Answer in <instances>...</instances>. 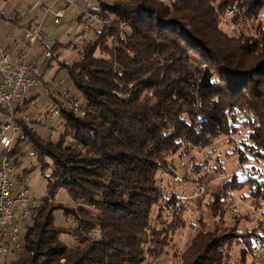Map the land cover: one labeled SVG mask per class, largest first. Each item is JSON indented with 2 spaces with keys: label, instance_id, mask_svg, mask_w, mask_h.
<instances>
[{
  "label": "trees",
  "instance_id": "16d2710c",
  "mask_svg": "<svg viewBox=\"0 0 264 264\" xmlns=\"http://www.w3.org/2000/svg\"><path fill=\"white\" fill-rule=\"evenodd\" d=\"M101 5L99 16L109 23L94 25L97 37L80 46L81 60L63 61L83 113L55 100L56 141L19 121L23 137H16L13 152L31 143L47 186L31 208L22 251L9 264H154L188 224L194 237L180 264H264L252 258L264 240L261 223L245 233L220 232L203 219L193 224L187 212L198 211L203 200L193 205L177 190L179 184L202 188L197 177L207 161L192 151L234 136L243 144L242 152L235 149L242 170L208 191L205 205L216 210L229 188L254 204L264 200V0ZM226 20L242 30L229 34ZM58 46H47L50 59ZM183 153L187 159L180 162ZM33 169H16V179L26 182ZM62 190L66 204L56 199ZM57 211L65 226L55 224ZM234 246L238 258L231 255Z\"/></svg>",
  "mask_w": 264,
  "mask_h": 264
},
{
  "label": "rangeland",
  "instance_id": "374dc122",
  "mask_svg": "<svg viewBox=\"0 0 264 264\" xmlns=\"http://www.w3.org/2000/svg\"><path fill=\"white\" fill-rule=\"evenodd\" d=\"M49 6V5H48ZM57 9H62L64 14L60 24H55V11ZM8 15L7 13H5ZM81 11L74 9L73 6H67L66 4L60 5L54 10L47 9L44 10L42 16L40 17V22L43 26V39H48L53 42V44H58L56 51H54V58L50 59L46 57L47 46L40 45V42H37L36 46L33 49L34 51V60L40 64L41 74L43 77V82L45 86L52 87V95L49 94H38L35 96L34 100L26 105L25 114L30 116L31 120L29 123L30 128L38 132L39 136L46 140L56 141L59 138L61 129L59 126L58 119H52V111L58 106L55 104V100L58 99L62 103L66 102L65 95H69L70 98H80L79 92L75 88L73 81L69 77L63 61H66L69 64L75 63L81 60V55L79 53L80 46H85L86 43L94 41L97 37L96 30L94 25H91L90 31H83V25L79 18L81 17L84 20ZM35 16V13L25 15L20 23H13L7 18L0 16V38L2 41H6L8 47L14 45L15 39H18V35L21 32L23 24L26 21ZM264 20V18H262ZM83 22V21H82ZM22 26V27H21ZM98 27V26H97ZM223 30H226L229 34L236 33L238 30H242L241 26L234 25L230 21H225L223 24ZM246 30V28L244 27ZM8 38V39H7ZM42 38V37H41ZM39 43V44H38ZM79 47L75 49L74 47ZM51 47V46H49ZM13 48V47H11ZM100 54V53H98ZM58 55V56H57ZM62 85V86H60ZM33 95V93H30ZM35 95V94H34ZM84 107V105L82 104ZM20 115L22 112L19 113ZM4 113L0 111V123L4 121ZM56 127H58L56 129ZM55 128V129H54ZM244 136L246 130L242 131ZM22 136V134H20ZM241 136H238L240 139ZM23 137V136H22ZM221 138L218 139L211 147L205 148L202 150L192 151L191 154L200 162L207 161V165L202 168V172L197 177L199 186L202 188L199 189L196 184H187L181 186L179 184L178 191H185V198L191 200L193 205L196 203V200L201 198L203 200V207L199 208L198 211H188L187 215L191 222L197 223L203 219L206 222L207 227H216L220 228V232L227 231V229L237 228L238 232H248L257 224H262L264 226V200L261 204H254L253 199L243 197L240 192L234 190L236 195H240L242 201L239 202L238 209L239 214L235 215L232 212V209L224 204H221L218 208L220 210L226 211L227 214L224 216H217L218 211L209 210L206 207L205 203L208 199V191L217 189L220 186H223L224 181L234 180L236 174H239L242 170L243 164L239 159V155L236 154L235 149H242L243 144L233 136L229 139ZM16 139V138H15ZM233 141L231 143V141ZM21 144V152L14 153L18 156V162L22 164L18 166L17 171L21 172V169L31 168L34 166V169L27 176L26 183H28L31 198L39 203V201L46 196V186L47 180L41 174L40 168L35 166V158L30 155L31 152V143ZM239 146H241L239 148ZM236 147V148H235ZM241 150V152H242ZM1 155V150H0ZM187 159L186 153H183L181 159H178L180 162ZM176 161V162H179ZM186 162V160H185ZM264 165L262 163L260 168ZM181 174V172L179 173ZM178 174V175H179ZM181 183V182H180ZM224 187V186H223ZM228 189V188H227ZM66 191H61L57 196V201L63 204L70 202L69 196ZM227 194V193H226ZM21 209H18V212L15 214V223L19 225L21 234L23 235L26 229V226L31 224V221L23 222L21 221ZM55 224L58 226H65L66 220L63 216L62 211H57L55 214ZM194 227H191L189 224L186 228L179 232V234L172 239L167 247L166 255L159 261H156L154 264H180L181 255L185 249L192 241L194 237ZM65 242L69 244L70 240L68 237L64 238ZM234 245V244H233ZM240 250L238 246L232 248L231 255L233 258H238ZM18 252H11L7 257L0 259V264H9L12 260L16 259ZM253 258V257H252ZM254 259V258H253ZM248 263L251 261V257L248 258Z\"/></svg>",
  "mask_w": 264,
  "mask_h": 264
},
{
  "label": "built area",
  "instance_id": "2783aa9c",
  "mask_svg": "<svg viewBox=\"0 0 264 264\" xmlns=\"http://www.w3.org/2000/svg\"><path fill=\"white\" fill-rule=\"evenodd\" d=\"M67 6H76L82 0H63ZM85 1L84 20L81 23L85 31H90L91 25L99 27L108 24L100 18L101 3L105 0ZM64 12L55 14V24H60ZM43 33L42 23L39 21L22 29V35L28 47L35 45ZM48 46L53 44L47 40ZM46 57L51 58V52H46ZM28 52H23L15 57L12 53L0 45V111L4 113V121L0 128V259L7 257L11 252L22 251V234L18 224L15 223V214L21 209V221H32L31 208L36 206V201L31 198L28 183L20 182L15 177L18 156L14 154L15 138L22 132L19 121L23 124L30 123V116L19 114L18 107L23 104L30 93L35 95H52V87L45 86L40 66L27 61ZM62 86V85H60ZM66 97V107L75 113L81 111V102ZM60 109L56 107L52 111V119H56ZM264 181V165L261 167ZM264 185V184H263ZM242 201L240 195H236L232 188L227 190L223 204L232 209L235 215L239 214L238 205ZM252 257L260 263H264V240L252 250Z\"/></svg>",
  "mask_w": 264,
  "mask_h": 264
},
{
  "label": "crops",
  "instance_id": "0c3cea01",
  "mask_svg": "<svg viewBox=\"0 0 264 264\" xmlns=\"http://www.w3.org/2000/svg\"><path fill=\"white\" fill-rule=\"evenodd\" d=\"M91 2H96V0H89ZM49 5V6H48ZM60 5H65L63 0H0V16L7 18L9 21L13 23H20V21L24 18L25 15L35 13V16L29 18L22 29L26 26L33 25L34 23H37L40 21V17L42 16L44 10L51 9L54 10V8L60 6ZM74 9H77L82 12V15H84L85 12V1L82 0L80 1L76 6H73ZM63 12L62 9H57L55 11L56 13ZM7 13L8 15H6ZM81 19V17L79 18ZM55 20V19H54ZM22 29L21 32L18 35V39H15L13 42L14 45L8 47L6 45V41H2L0 38V45L4 47L7 51L12 53L15 57L18 56V54L23 53V52H28L27 56V61L35 63L36 65L40 66L37 62L34 60V51L32 48L36 46L33 45L32 47H28L26 40L24 39V36L22 35ZM44 33V32H43ZM42 33V34H43ZM42 37V38H41ZM40 39L38 42H40V45L48 46L47 40L48 39H43V36L41 35ZM8 39V38H7ZM39 44V43H38ZM13 47V48H11ZM41 67V66H40ZM0 82H1V76H0ZM36 95L28 94L23 101V104L20 106L26 107V105L34 100ZM23 115H26L25 112L22 113Z\"/></svg>",
  "mask_w": 264,
  "mask_h": 264
}]
</instances>
